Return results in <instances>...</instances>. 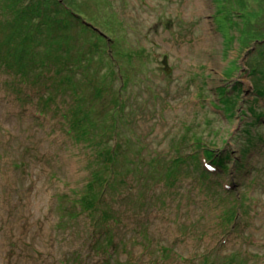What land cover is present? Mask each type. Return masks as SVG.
Here are the masks:
<instances>
[{
    "label": "rangeland",
    "instance_id": "rangeland-1",
    "mask_svg": "<svg viewBox=\"0 0 264 264\" xmlns=\"http://www.w3.org/2000/svg\"><path fill=\"white\" fill-rule=\"evenodd\" d=\"M60 1L100 46L40 22L0 67V264H264V0Z\"/></svg>",
    "mask_w": 264,
    "mask_h": 264
},
{
    "label": "trees",
    "instance_id": "trees-1",
    "mask_svg": "<svg viewBox=\"0 0 264 264\" xmlns=\"http://www.w3.org/2000/svg\"><path fill=\"white\" fill-rule=\"evenodd\" d=\"M57 8L54 9V7L49 6L46 3V0H4V4L0 5V15L4 16V18L0 19V25L1 27L5 28L6 32L1 35H7L5 42H4V48L3 46L0 48V67L12 72L15 74L21 81L23 75L25 76L30 71L29 67L27 65H17V59L22 60L18 58V55L16 51H12L13 49H20L23 54L22 58L25 56L33 55L34 57L39 56L35 59V65L42 66L43 61L46 60L45 58H42L41 53L38 51L37 44L35 43L36 35H38V29L40 26V22L47 23L52 21H58V25L60 29L66 28L69 24H75L76 31H79V34L82 38L86 40L87 45L89 47L98 48L100 44L98 43L99 40H95L97 38H93L92 35L99 36V34L96 33L94 28L84 26L86 30H84L80 25V15L77 14L76 17L74 16L76 22L74 20H70L68 17L67 11L62 10L61 4L62 2L56 1ZM10 5L9 11L5 10V6ZM66 9V8H64ZM31 11V14H28ZM37 17H34L36 16ZM72 13H70L71 16ZM52 17L56 19H52ZM37 20V21H36ZM80 27V28H79ZM255 41H261L260 38H256ZM93 43V44H92ZM68 44V43H66ZM65 44V45H66ZM63 44H60V47ZM5 50V52H4ZM9 52V53H8ZM17 66V67H16ZM249 75L252 76L253 80H257L259 83L257 86H253V90L255 93V97H262L264 96V55L263 59L261 61H258V64L255 65L250 71ZM234 83H239V81H236ZM235 86L232 87V90H228V93L233 92ZM21 93V92H18ZM239 93L241 96V89L239 88ZM240 96L238 99H240ZM250 111L251 117L254 118V111ZM90 132L88 131V135ZM117 149V148H116ZM199 149L202 150V154L198 150H194L193 154L190 156L186 155H178L176 156V160H178V163H170L175 166L176 172L170 173V177L173 176H179L182 171H178L180 166L182 164H185L187 158L191 159H198L199 164L201 165V156L206 160L211 162L213 165L217 164L219 165L223 170H226V168L222 165L223 161H229L230 154H227L226 156L222 157L215 151H210L205 147H200ZM205 152H203V150ZM111 151V150H110ZM112 154L110 153L106 159L108 160L109 165L115 166V163L113 162ZM103 171L101 170L99 175H101ZM208 173V172H207ZM107 182V181H104ZM109 184V181H108ZM96 197L99 196H91L90 201L94 202ZM101 218L104 219V211H100ZM111 236H106V240L104 243L105 246H108L111 244ZM101 247V246H100Z\"/></svg>",
    "mask_w": 264,
    "mask_h": 264
},
{
    "label": "water",
    "instance_id": "water-1",
    "mask_svg": "<svg viewBox=\"0 0 264 264\" xmlns=\"http://www.w3.org/2000/svg\"><path fill=\"white\" fill-rule=\"evenodd\" d=\"M161 63H162V66H163V70H165L167 73H169L170 72V68H169V64H168L166 55H163V57L161 59Z\"/></svg>",
    "mask_w": 264,
    "mask_h": 264
},
{
    "label": "bare ground",
    "instance_id": "bare-ground-1",
    "mask_svg": "<svg viewBox=\"0 0 264 264\" xmlns=\"http://www.w3.org/2000/svg\"><path fill=\"white\" fill-rule=\"evenodd\" d=\"M93 44V43H92ZM93 50H94V48H93ZM95 50H97V48H95ZM67 54H68V52H67ZM69 55V54H68ZM77 62V61H76Z\"/></svg>",
    "mask_w": 264,
    "mask_h": 264
},
{
    "label": "clouds",
    "instance_id": "clouds-1",
    "mask_svg": "<svg viewBox=\"0 0 264 264\" xmlns=\"http://www.w3.org/2000/svg\"><path fill=\"white\" fill-rule=\"evenodd\" d=\"M164 55H165V54H164ZM167 59H168V58H167ZM167 61H168V60H167ZM19 80H20V79H19ZM100 245H102V244H100ZM100 245H99V246H100Z\"/></svg>",
    "mask_w": 264,
    "mask_h": 264
}]
</instances>
